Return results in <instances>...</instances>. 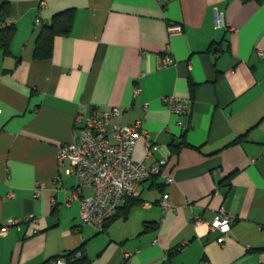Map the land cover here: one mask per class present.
<instances>
[{
	"label": "crops",
	"instance_id": "1",
	"mask_svg": "<svg viewBox=\"0 0 264 264\" xmlns=\"http://www.w3.org/2000/svg\"><path fill=\"white\" fill-rule=\"evenodd\" d=\"M3 1L16 33L0 50V264H47L83 246L91 264H264V0ZM67 10L71 32L35 58L36 19ZM174 24L183 32L170 34ZM168 96L190 98L189 115L171 114ZM116 107L115 123L141 121L151 142L139 141L135 159L167 165L98 233L80 220L92 190L58 153L78 139L79 116ZM221 208L237 217L223 245L193 224Z\"/></svg>",
	"mask_w": 264,
	"mask_h": 264
},
{
	"label": "built area",
	"instance_id": "2",
	"mask_svg": "<svg viewBox=\"0 0 264 264\" xmlns=\"http://www.w3.org/2000/svg\"><path fill=\"white\" fill-rule=\"evenodd\" d=\"M45 6L46 1L42 0L40 8ZM35 23L41 25L43 20L39 17ZM216 24L217 27L227 28L223 14L217 13ZM169 32L182 33L183 27L180 24L171 25ZM169 51V48L165 49V57L162 60L164 66L174 64ZM258 54L264 59V51H259ZM139 92V89L135 90V94ZM164 102L169 112L180 118L187 117L191 111L190 98L168 96L164 98ZM147 108L148 105L145 106V110ZM121 113L122 110L116 107L107 112L95 110L88 118L79 116L76 122L80 133L78 139L59 147V166H65L68 162L65 173L76 177L79 189L87 187L92 190L91 195L79 199L80 220L82 225L91 226L98 233L106 231L108 221L117 215L127 199L139 196V186L143 181L159 176L167 165V159L154 164H148L145 159H135L139 141L146 138L148 146H151V142L142 129L141 121L127 126L116 124L115 119ZM178 125L184 131L188 130L183 120H179ZM111 138L115 141L112 142ZM165 183L172 185L174 177L166 175ZM37 193H40L39 189ZM159 204L164 213L173 209L169 193L163 195ZM145 206L151 208L152 204L146 203ZM236 221L235 215L221 208L211 221H207L202 216H195L193 224L196 227L207 225L211 231H218L221 234L218 243L223 245ZM14 223L16 222H10V224ZM7 231L8 227H5L1 230V234L4 235ZM80 255L79 252L76 256ZM47 264H68V259L62 253Z\"/></svg>",
	"mask_w": 264,
	"mask_h": 264
},
{
	"label": "trees",
	"instance_id": "3",
	"mask_svg": "<svg viewBox=\"0 0 264 264\" xmlns=\"http://www.w3.org/2000/svg\"><path fill=\"white\" fill-rule=\"evenodd\" d=\"M7 17L8 3L6 1H3L0 4V50H3L4 53L9 54L10 46L16 33V27L14 24L8 23ZM73 21L74 11L67 10L55 15L50 22H43L41 24V32L38 36L35 46V58H51L53 54V45L55 38L57 36L68 35L72 30ZM135 198L137 197L127 199L122 209L124 210L128 208V206L131 207L134 204L132 201ZM122 209L118 211L115 217L108 221L106 228L112 221L121 216L120 213ZM129 210L130 209L128 208V211ZM79 252L81 253V255L77 257L76 255ZM64 256L68 259V264H91L87 255L84 253V246L75 251L64 253Z\"/></svg>",
	"mask_w": 264,
	"mask_h": 264
}]
</instances>
